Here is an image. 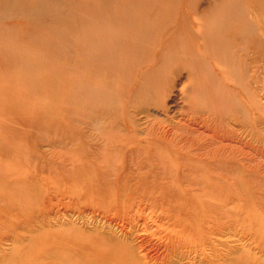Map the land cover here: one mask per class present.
<instances>
[{"label": "bare ground", "instance_id": "6f19581e", "mask_svg": "<svg viewBox=\"0 0 264 264\" xmlns=\"http://www.w3.org/2000/svg\"><path fill=\"white\" fill-rule=\"evenodd\" d=\"M178 3L182 7L177 11ZM154 7L157 22L151 25V34L159 31L174 35L185 29L189 17L194 24L193 33L171 41L156 40L157 45L150 47V54L143 57L138 55L143 42H139L136 34L145 33L141 25L145 18L143 11ZM167 11L177 21L158 28L167 18ZM18 35L41 41L50 66L74 49L79 65L89 62L97 69V64L104 61L117 73L116 77L105 76L104 81L105 97L116 100V105L103 100L101 90L95 93L94 125L98 127L101 121L98 114L106 113L103 121L111 132L102 140L93 141L91 153L103 163L110 164L115 158L112 172L118 178L120 175L130 181H140L147 175L153 178L151 190L156 194L152 196L165 201L172 224L164 235L167 247L180 252L179 255L194 254L197 261L190 260L189 264H264V222L260 221L253 229L247 228L248 246L226 242L222 216L210 213H217L219 206L202 199L214 190L217 194L224 190L230 196L239 191L237 187L222 185L242 175L236 172L235 162L229 164L226 158L234 153L225 142L233 134L222 121L246 130L243 132L251 139L259 138L258 126L264 132V0H216L202 9H198L197 0H0V38ZM127 35L132 37L121 40ZM195 40L198 45L192 48ZM172 44L179 46L173 55L175 65L186 64L183 79L165 84L169 91L166 95H171L168 108L175 119L149 113L151 105L160 104L158 94L163 80L151 79L164 61L161 56L157 65V57ZM58 48L62 51L54 54L53 50ZM115 49L120 50L122 58L132 56V64L127 58L119 63ZM208 64L221 78L218 89L222 90L224 84L243 96L233 108L231 105L232 109L215 112L218 121L213 127L209 126L208 116L202 115L211 111L212 106L203 103L204 86L202 89L198 74L199 68L206 69ZM134 67L136 76L130 79L129 72ZM59 75V72L50 73L48 78L55 80ZM215 92L212 98L217 101L219 91L215 89ZM51 98L47 110L53 117L55 97ZM102 105L105 111H101ZM112 108L116 111L110 113ZM185 110L193 113L189 115ZM54 124L58 126L59 122ZM37 165L19 160L0 161V264H57L51 250L59 246L50 241V232L43 229L45 207L35 208L36 204H31V196L36 199V194L49 184L43 182L45 178L51 177L45 164ZM228 165L236 168L226 169ZM181 178L187 181L188 188L178 185ZM144 195L150 194L141 193L140 197ZM236 204L242 208L241 201ZM7 239L11 241L10 250L1 245ZM106 245H94L95 250L90 254L73 246L74 257L85 258L89 263L72 257L65 264H167L164 258L155 261L142 252L139 243L110 241ZM184 251L187 252L181 253Z\"/></svg>", "mask_w": 264, "mask_h": 264}, {"label": "rangeland", "instance_id": "374dc122", "mask_svg": "<svg viewBox=\"0 0 264 264\" xmlns=\"http://www.w3.org/2000/svg\"><path fill=\"white\" fill-rule=\"evenodd\" d=\"M214 1L216 0H197L198 9L211 5ZM181 7L182 5H177V11ZM155 9L156 7L143 11L145 18L141 25L145 28V33L136 34L139 42H143L141 52L138 54L143 57L147 56L148 52L150 54V47L154 48L159 39L171 41L179 37H189V34L193 33L194 24L189 17L185 29L174 35L161 34L162 32L159 31L151 34L153 30L151 25L157 22ZM166 15L168 16L163 20L164 24L161 22L158 28L166 25L165 23L169 22L171 25V21L173 24L177 21L175 18L172 20L173 13L171 18L168 11ZM148 28H150L149 32ZM131 37L132 35H127L121 40H128ZM196 45H198L197 40L191 47L195 48ZM0 47L2 50L0 52V161L19 160L24 164H38V167L45 164L47 171L51 172V177L43 181L44 183L48 181L49 184L45 190L42 189L36 194V199L31 196V204H36L35 208L45 207L42 216L43 229L45 233L50 232V241L59 246L57 250H51L55 263L65 264L72 257L77 261L88 262L85 258L74 257L72 247L78 246L90 254L95 250L94 245L106 247L110 241L142 244V252L155 258V261L164 258L167 264H189L190 260L197 261L194 254L179 255L180 252L173 251L164 244V235L172 224L166 213L165 201L152 196L156 194V191L151 190L155 183L153 178L148 175L140 181L125 180L122 175L118 178L112 172L111 163L115 162V158L111 159L110 164L103 163L102 159L95 160L91 153L93 141L96 138L102 140L111 132L110 127L103 121L107 116L106 113L100 112L98 116L101 121L99 120L98 127L94 125L95 93L101 90L102 99L106 101L105 78L109 75L117 76V73L112 72L103 63L104 61L97 64V69H93L89 62L79 65L76 61L78 53L74 49L68 54H62L61 58L50 66L49 55L43 43L32 37L18 35L0 38ZM178 47L172 44L157 57L159 58L157 65L161 62V56L164 57L159 67L162 68L154 78H150L163 81L158 94L160 104L149 107L151 116L176 118L170 114L168 108L171 95H166L169 91H166L168 85L165 84L170 85L184 78L186 64L175 65L173 59L175 51L179 50ZM61 51L58 48L53 50V53L57 54ZM114 51L118 55L119 63L126 62L127 58L132 64L134 60L132 56L122 58L119 55L120 50ZM135 71V67L130 70V79L135 78ZM58 72L60 73L58 79L49 80L50 73ZM198 74L202 89L204 86L203 103L209 102V106H212L211 111L202 115L208 116L209 126L213 127L218 121L215 120V112L219 109H230L231 105L233 108V104L243 96L237 95L224 84L222 90L218 89L217 82H220L221 78L209 64L206 69L199 68ZM215 89L219 91L217 101L212 98L216 95ZM51 97H55L53 117L48 115L50 111L47 110ZM115 101L107 100V103L110 102L109 105L114 106ZM100 108L101 111L106 109L103 105ZM115 111L113 108L109 110L110 113ZM186 112L189 115L193 113L189 110H185ZM54 121L59 122L58 126H55ZM222 124L232 130L233 134V138L226 139L225 142L233 148L234 153L227 154L226 158L229 164L235 162L238 166L236 168L228 165L226 169L232 170L233 167L239 170L236 172H242V175L235 180L229 179L228 182H222V185L237 187L239 191L234 196H230L224 193V190L219 194L214 190L210 193L212 197L210 194H204L202 199L210 203L209 205L219 206L217 213L213 211L210 213L222 216L220 218L223 223V233L226 234L224 235L226 242L237 246L242 244L248 246L250 242L247 239V228L253 229L260 225V221L264 222V132L261 126H258L256 130L259 138L255 140V138L251 139L247 132H243L246 130L236 125L223 121ZM247 142L250 145H247ZM126 174L127 172L124 173L125 178ZM182 180L183 178L178 180V185L188 188L187 181ZM148 186L150 188H147ZM208 188L212 190V187ZM145 192L150 195L141 198L140 194ZM237 201L242 202V208L238 207ZM204 210L209 213L206 208ZM235 232L236 235H233ZM10 244L11 241L8 239L1 243L7 250H10Z\"/></svg>", "mask_w": 264, "mask_h": 264}]
</instances>
